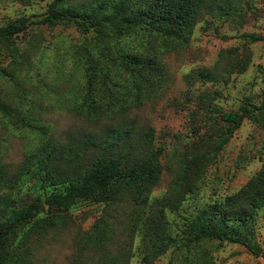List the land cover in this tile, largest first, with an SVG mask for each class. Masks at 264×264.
I'll use <instances>...</instances> for the list:
<instances>
[{
  "label": "rangeland",
  "instance_id": "1",
  "mask_svg": "<svg viewBox=\"0 0 264 264\" xmlns=\"http://www.w3.org/2000/svg\"><path fill=\"white\" fill-rule=\"evenodd\" d=\"M52 1L0 2V26L22 17L33 22L25 33L0 39V100L13 114L0 111V166L12 173L48 139L66 145L113 125L109 120H90L77 109L88 92L79 63L81 46L95 50L100 39L73 23H37ZM207 3L185 47L177 48L159 36L150 40L139 36L127 42L126 50L132 53L157 54L167 70L162 92L132 107L127 118L137 130L152 132L162 164L159 184L142 206L77 203L65 225L37 234L33 264H110L109 256L125 257L127 264H264V256L239 243L207 241L189 247L179 243L154 256L157 241H144L148 222L158 213L157 199L167 196L171 184L184 174L186 158L196 151L197 142L210 138L209 114L264 103V40L246 37L264 36V0ZM244 56L249 61L242 71L237 63ZM211 70L217 72L211 75ZM23 117L39 128L23 127L19 121ZM216 119L223 123L219 115ZM263 166L264 121L246 118L199 177L196 189L186 194L178 209H166L172 234L183 236L189 218L238 192ZM63 188L42 178L37 167L9 189L4 201L12 198L21 206L40 199L49 211L45 198ZM102 217L110 221L113 239L105 247H89L79 238ZM256 229L264 249V207L256 217Z\"/></svg>",
  "mask_w": 264,
  "mask_h": 264
},
{
  "label": "trees",
  "instance_id": "2",
  "mask_svg": "<svg viewBox=\"0 0 264 264\" xmlns=\"http://www.w3.org/2000/svg\"><path fill=\"white\" fill-rule=\"evenodd\" d=\"M3 1L6 0H0ZM75 1L53 0L46 16L37 23H73L85 34L96 33L100 41L95 50L81 46L79 63L88 82V92L77 109L90 120L99 123L109 120L113 125L66 145L48 139L15 173L0 166V264H33V240L38 239L37 234L44 235L65 225L68 212L81 201L105 203L107 207L122 202L143 205L160 182V153L153 144L152 132L137 130L127 118L132 107L162 92L168 75L157 54L132 53L126 50L127 42L139 36L148 40L159 36L165 42H174L177 48L185 47L208 6L207 0ZM31 23L22 17L0 26V39L9 40L25 33ZM246 37L252 41L264 40V36L254 34ZM248 61V56H244L237 63L242 71ZM0 111L6 116L13 115L12 108L1 100ZM215 114L208 117L210 138L197 142L196 151L186 158L184 174L171 184L167 196L157 199L156 219L148 222L144 236V241H157L154 256L179 243L189 247L207 241L239 243L264 256L256 229V217L264 207V166L238 192L189 218L183 236L172 234L166 209H178L186 194L196 189L199 177L244 119L264 121V103L244 105L235 111L218 110ZM217 115L222 124L217 122ZM19 121L23 127L39 128L26 117ZM37 167L50 184L64 186L45 198L49 211L40 199L21 206L12 198L4 201L9 189ZM191 169L195 172L188 174ZM113 234L110 221L102 217L79 240L89 247L102 248L113 239ZM109 258L110 264H127L125 257Z\"/></svg>",
  "mask_w": 264,
  "mask_h": 264
}]
</instances>
